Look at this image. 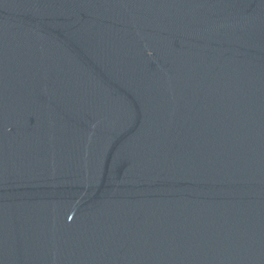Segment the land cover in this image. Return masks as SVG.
<instances>
[{
  "label": "water",
  "instance_id": "water-1",
  "mask_svg": "<svg viewBox=\"0 0 264 264\" xmlns=\"http://www.w3.org/2000/svg\"><path fill=\"white\" fill-rule=\"evenodd\" d=\"M0 264H264V0H114L0 141Z\"/></svg>",
  "mask_w": 264,
  "mask_h": 264
}]
</instances>
